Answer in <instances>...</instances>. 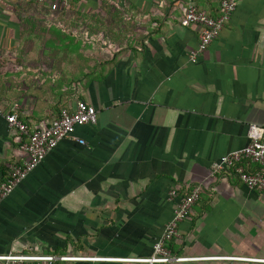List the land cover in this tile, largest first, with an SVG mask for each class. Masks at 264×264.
I'll return each mask as SVG.
<instances>
[{
	"label": "crops",
	"instance_id": "crops-1",
	"mask_svg": "<svg viewBox=\"0 0 264 264\" xmlns=\"http://www.w3.org/2000/svg\"><path fill=\"white\" fill-rule=\"evenodd\" d=\"M189 2L221 13V0H86L65 24L44 28L32 1L0 0L4 114L34 128L80 100L98 110L97 123L78 126L0 204V254L140 264L125 259L154 253L177 207L171 192L202 184L171 243L174 255L195 259L168 264H264V192L233 171L214 173L251 143L252 124L264 125V0H240L195 61L201 30L181 23ZM5 115L0 170L25 158L26 137Z\"/></svg>",
	"mask_w": 264,
	"mask_h": 264
},
{
	"label": "built area",
	"instance_id": "built-area-1",
	"mask_svg": "<svg viewBox=\"0 0 264 264\" xmlns=\"http://www.w3.org/2000/svg\"><path fill=\"white\" fill-rule=\"evenodd\" d=\"M35 3H48L52 10L68 9L73 2L86 0H30ZM240 0H221L220 15L212 17L196 4L189 2L181 23L185 27L200 28V43L190 52L191 61L203 54L217 39L232 14L236 11ZM0 115H5L0 108ZM10 128L20 135H27L28 140L23 142L22 149L25 158L21 162L9 165V174L4 178L0 174V204L10 196L18 185L27 178L46 158L49 152L55 149L60 142L71 138L77 127L85 124H94L98 121L97 108L84 101L77 102L75 109H64L61 115L50 123H40L32 128L16 113L5 115ZM251 143L239 150L231 151L222 156L214 164V173L230 172L251 189L264 192V170L250 172L243 161H251L264 165V125L252 124L249 128ZM203 193V185L197 184L185 195H179L177 190L171 192V199L178 200L173 217L166 225L162 235L154 246V253L146 258L125 259L140 264H168L171 262L190 261L195 258L176 256L169 244L180 235V225L189 218L195 204ZM243 259V258H241ZM105 258L82 255H56L39 253H8L0 254V264H71L83 261H100Z\"/></svg>",
	"mask_w": 264,
	"mask_h": 264
},
{
	"label": "trees",
	"instance_id": "trees-1",
	"mask_svg": "<svg viewBox=\"0 0 264 264\" xmlns=\"http://www.w3.org/2000/svg\"><path fill=\"white\" fill-rule=\"evenodd\" d=\"M33 3H35V2H33ZM77 3L78 2H73L70 8H68V9H60V10H57V11L52 10L51 5H49L48 3H44V4L43 3H35L36 5L35 6L33 5V7L34 8H36V7H40L41 8V10H42L41 14L43 15V17L45 19V20H43L42 25H43L44 28H46L47 27L46 26V23H50L51 21L54 22L55 24H61V22L63 24H65L66 23V20L64 18L67 15L72 14V11H73L74 7H76ZM47 19H49V20H47ZM61 28L62 27H60V29ZM62 34H64V33L62 32ZM64 35H66V34H64ZM64 35L60 36V39L65 40L67 35L66 36H64ZM90 38H93V36L90 37ZM109 39H110V41L118 42V44L123 45L125 43L124 40L127 39V38H124V39L123 38H120V40H117V39H113V37L112 38L110 37ZM122 40H123V42H122ZM63 110L64 109L61 110V113H62ZM61 113H60V115H61ZM25 137H26L25 141H27L28 140V136L25 135ZM0 174H2V176L4 178H7L8 177V174H9V167L5 166L3 169H1L0 170ZM201 197H202V195H201ZM171 243L169 244L170 248H171ZM71 264H73V263H71Z\"/></svg>",
	"mask_w": 264,
	"mask_h": 264
}]
</instances>
